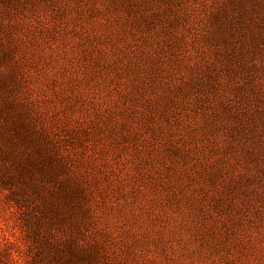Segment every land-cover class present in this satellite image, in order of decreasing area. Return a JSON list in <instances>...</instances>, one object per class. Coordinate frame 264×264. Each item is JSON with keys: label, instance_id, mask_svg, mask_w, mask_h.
<instances>
[{"label": "rangeland", "instance_id": "rangeland-1", "mask_svg": "<svg viewBox=\"0 0 264 264\" xmlns=\"http://www.w3.org/2000/svg\"><path fill=\"white\" fill-rule=\"evenodd\" d=\"M0 264H264V0H0Z\"/></svg>", "mask_w": 264, "mask_h": 264}]
</instances>
